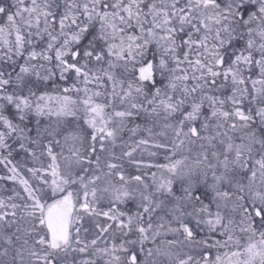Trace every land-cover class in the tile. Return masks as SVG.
<instances>
[{
	"label": "snow or ice",
	"instance_id": "6c2138e0",
	"mask_svg": "<svg viewBox=\"0 0 264 264\" xmlns=\"http://www.w3.org/2000/svg\"><path fill=\"white\" fill-rule=\"evenodd\" d=\"M0 264H264V0H0Z\"/></svg>",
	"mask_w": 264,
	"mask_h": 264
}]
</instances>
